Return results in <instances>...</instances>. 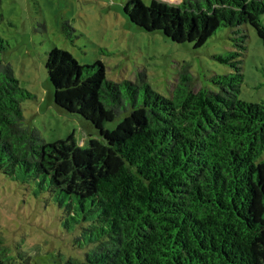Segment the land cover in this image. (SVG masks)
<instances>
[{"label": "trees", "instance_id": "trees-1", "mask_svg": "<svg viewBox=\"0 0 264 264\" xmlns=\"http://www.w3.org/2000/svg\"><path fill=\"white\" fill-rule=\"evenodd\" d=\"M124 11L141 30L195 49L237 29L238 52L214 56L232 72L211 79L217 91H194L185 64L165 97L145 73L117 83L102 62L81 65L55 47L45 63L55 105L90 122L104 140L81 149L72 135L47 143L26 124L22 104L34 95L3 61L0 36V172L48 188L64 210V228L78 229L74 245L86 249L83 259L60 264H264V100L240 98L239 59L247 50L244 26L264 44V0H128ZM62 31L76 38L69 22ZM122 116L113 131L105 128ZM32 261L20 245L13 253L0 229V264Z\"/></svg>", "mask_w": 264, "mask_h": 264}, {"label": "rangeland", "instance_id": "rangeland-1", "mask_svg": "<svg viewBox=\"0 0 264 264\" xmlns=\"http://www.w3.org/2000/svg\"><path fill=\"white\" fill-rule=\"evenodd\" d=\"M128 0H0V36L7 43L3 61L12 65L16 78L33 99L22 104L26 124L36 128L47 143L74 137L78 148L91 140L104 143L95 127L78 115L55 105V90L45 63L55 47L70 52L81 65L102 62L107 79L136 82L140 73L152 89L170 97L179 73L187 64L193 76V90L217 91L211 79L228 75L232 68L214 59L215 55L238 52L237 29L217 32L203 47L177 44L162 33H147L132 24L125 14ZM149 5L151 0H142ZM178 4L180 0H163ZM69 22L75 30L73 42L62 31ZM264 24V15L262 16ZM240 33L248 36L242 60L245 82L240 98L250 103L264 100V44L251 26ZM123 116L106 124L113 131ZM264 160V152L258 162ZM48 189V188H47ZM35 184L15 181L0 172V229L5 245L16 246L32 257V264H60L70 257L83 259L86 249L74 240L78 229L64 227V210L50 193Z\"/></svg>", "mask_w": 264, "mask_h": 264}]
</instances>
